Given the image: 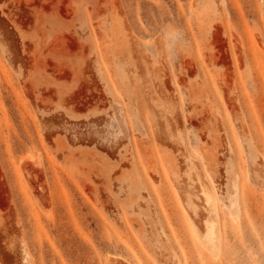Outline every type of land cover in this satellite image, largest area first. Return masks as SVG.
<instances>
[{"label":"rangeland","instance_id":"obj_1","mask_svg":"<svg viewBox=\"0 0 264 264\" xmlns=\"http://www.w3.org/2000/svg\"><path fill=\"white\" fill-rule=\"evenodd\" d=\"M109 260L264 264V0H0V264Z\"/></svg>","mask_w":264,"mask_h":264},{"label":"clouds","instance_id":"obj_2","mask_svg":"<svg viewBox=\"0 0 264 264\" xmlns=\"http://www.w3.org/2000/svg\"><path fill=\"white\" fill-rule=\"evenodd\" d=\"M170 38H171V39H174V40L177 42V44H178L179 41H180V39H181V36H180L179 31H178V30L173 31V32L171 33V35H170Z\"/></svg>","mask_w":264,"mask_h":264},{"label":"bare ground","instance_id":"obj_3","mask_svg":"<svg viewBox=\"0 0 264 264\" xmlns=\"http://www.w3.org/2000/svg\"><path fill=\"white\" fill-rule=\"evenodd\" d=\"M200 186H201V188H202V192L205 193V192H206V185H204V184L201 183ZM110 262H111V263H110ZM109 263H110V264H113V261H112V260H109Z\"/></svg>","mask_w":264,"mask_h":264}]
</instances>
